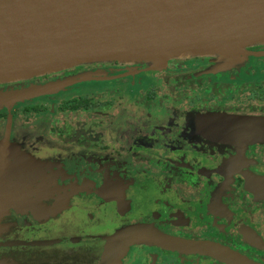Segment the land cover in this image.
<instances>
[{
	"label": "flooded vegetation",
	"instance_id": "af4514ba",
	"mask_svg": "<svg viewBox=\"0 0 264 264\" xmlns=\"http://www.w3.org/2000/svg\"><path fill=\"white\" fill-rule=\"evenodd\" d=\"M247 50L263 54L229 73L208 56L163 70L111 60L86 63L104 65L91 77L67 68L0 84L69 79L0 105V144L31 160L26 183L0 169V264H264V141L213 140L200 121L264 117V43ZM173 62L220 71L193 77ZM190 84L201 93L188 100L167 90Z\"/></svg>",
	"mask_w": 264,
	"mask_h": 264
},
{
	"label": "water",
	"instance_id": "95a60500",
	"mask_svg": "<svg viewBox=\"0 0 264 264\" xmlns=\"http://www.w3.org/2000/svg\"><path fill=\"white\" fill-rule=\"evenodd\" d=\"M257 43H264V0H0V84L111 60L158 70L171 57L212 54L232 64L263 54L246 49ZM68 82L0 91V105L58 91ZM200 121L213 140L239 148L264 141V117L216 114ZM6 176L15 183L29 177ZM124 233L113 235L109 247ZM206 247L198 245L225 254Z\"/></svg>",
	"mask_w": 264,
	"mask_h": 264
},
{
	"label": "rangeland",
	"instance_id": "374dc122",
	"mask_svg": "<svg viewBox=\"0 0 264 264\" xmlns=\"http://www.w3.org/2000/svg\"><path fill=\"white\" fill-rule=\"evenodd\" d=\"M247 47H246V49H247ZM207 56L208 57H214L215 55H212V54H200V55L186 56V57H181V58L207 57ZM172 58H180V57L168 58L166 60L165 64L160 68V70L165 69V67L167 66V62L169 60H171ZM252 60H256V59L252 58ZM128 62H131V61H128ZM245 62L246 61L238 60L235 63L229 64L231 66L228 65V67H226L227 69H225L224 71L228 72V73L229 72H236L235 69L240 68L242 65H244L243 63H245ZM92 65L93 66H90V67H92V69H90V70H88V68H86L87 67L86 64H80V65L74 66L73 68L65 70V72H67V74H68V72H72V71H76L77 70L76 71V74H77L76 76H82V75L89 76V72L92 73V75H99V73L102 74V68H104L103 63L92 64ZM170 66L173 69H178V68H185L186 69V67L189 68V66H183V65L181 66V65H178V63L176 64L175 62H173V64H170ZM206 66H208V65L198 67L192 72L188 71V73H186L187 72V69H186L184 72L186 74H188V75L193 76V77H197L198 75H201L200 71H203L201 69L206 67ZM84 70H88V71H84ZM205 71L219 72L220 70H219V68H213V66H211V67H206L204 72ZM59 73H61V72H59ZM83 73H86V74H83ZM55 74H51V76L50 75L49 76L52 77V76H55ZM92 75H90L89 77H91ZM38 80L39 81L37 83L33 84V85H41V84H43V83H41V78H39ZM167 90H172L171 92L175 93V95L172 94V96L181 97L182 99H186V100L191 99L193 97H196L197 95H199L201 93L199 91L198 86L196 87L195 85H192V84L183 85V86H180V87H177V86L173 85L172 87L168 88ZM249 92L250 91H247L246 93H249ZM254 92L257 93L258 95L259 94L260 95H264V89L254 88ZM13 109L15 110V113L17 114L19 112V110L21 109V106L20 107H15ZM46 116H47V114H46ZM0 117L2 118V115H0ZM41 119L43 121H45L44 117H42ZM7 127H9V124L7 125ZM3 145L4 144H2V145L0 144V169L11 168L14 171H10L9 169L7 171H10L8 174H11L12 176H15V175L19 176L21 174V170H22V172H28L30 170L31 160L26 159L25 156L21 155L20 151L12 150V144L7 145L5 148H4ZM4 164H6L7 167H4ZM0 174H2V173L0 172ZM9 179H11V177Z\"/></svg>",
	"mask_w": 264,
	"mask_h": 264
}]
</instances>
